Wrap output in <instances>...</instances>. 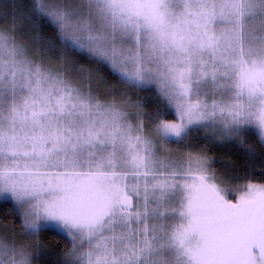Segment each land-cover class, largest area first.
<instances>
[{"label":"snow or ice","instance_id":"6c2138e0","mask_svg":"<svg viewBox=\"0 0 264 264\" xmlns=\"http://www.w3.org/2000/svg\"><path fill=\"white\" fill-rule=\"evenodd\" d=\"M19 7L0 0V201L25 239L67 238L62 264H264V183L208 154L264 144V0ZM30 249L0 235V264Z\"/></svg>","mask_w":264,"mask_h":264},{"label":"trees","instance_id":"16d2710c","mask_svg":"<svg viewBox=\"0 0 264 264\" xmlns=\"http://www.w3.org/2000/svg\"><path fill=\"white\" fill-rule=\"evenodd\" d=\"M6 2L12 3L13 0H6ZM15 3L20 5V14L25 16L29 14L31 0H15ZM41 34L55 39V32L51 28L42 27ZM19 36L25 44L29 43V34L26 27L21 28ZM30 51L35 54V49H30ZM75 59L80 64L92 68L96 67L95 65H88L86 59L80 57H76ZM55 60L54 56L53 63H55ZM129 95H132L133 99H135L137 94L130 92ZM139 95L148 96L149 93L141 92ZM146 103L147 110L151 111L154 104L150 100L146 101ZM244 139L246 142L244 147L239 146L235 141L218 143L208 146V154L215 158L216 163L214 167L220 174H224L225 168H230L235 174L249 176L253 179V182L264 183V144L260 142L254 130H250ZM204 146L205 141L201 137L198 141L194 142L193 150H199L200 147ZM249 147L252 149L251 153L247 151ZM13 207L11 201H0V226L5 229L8 236H13L14 239L21 236L25 239L20 227V219L13 211ZM29 244L31 245L30 250L33 251L35 256L34 264H62L64 254L71 247L67 238L47 230L41 232L36 241H29Z\"/></svg>","mask_w":264,"mask_h":264},{"label":"rangeland","instance_id":"374dc122","mask_svg":"<svg viewBox=\"0 0 264 264\" xmlns=\"http://www.w3.org/2000/svg\"><path fill=\"white\" fill-rule=\"evenodd\" d=\"M21 40H22V39H21ZM22 42L25 43L23 40H22ZM254 131H255V130H254ZM169 147L171 148V150H172V155H173L174 157H179V155L181 154V152L184 150L182 146H179V147H178V146L175 145V144L170 145ZM11 202H12V201H11ZM0 235L5 236L6 239L9 240V241H13V240H14V241H16V242H18V243L29 244V241H27L26 239L22 238L21 236H19V238H17V239H14L13 236H8V234H7V232L5 231V229L2 228L1 226H0Z\"/></svg>","mask_w":264,"mask_h":264}]
</instances>
